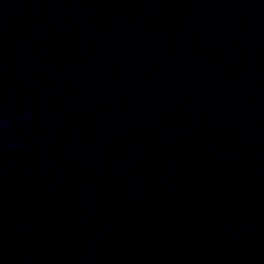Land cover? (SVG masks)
Returning <instances> with one entry per match:
<instances>
[{
    "label": "water",
    "instance_id": "water-1",
    "mask_svg": "<svg viewBox=\"0 0 264 264\" xmlns=\"http://www.w3.org/2000/svg\"><path fill=\"white\" fill-rule=\"evenodd\" d=\"M0 264H264V0H0Z\"/></svg>",
    "mask_w": 264,
    "mask_h": 264
}]
</instances>
